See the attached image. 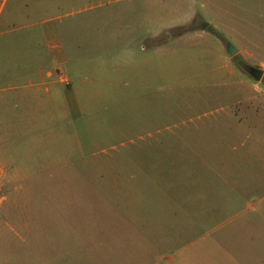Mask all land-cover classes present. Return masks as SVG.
I'll use <instances>...</instances> for the list:
<instances>
[{
  "label": "rangeland",
  "instance_id": "rangeland-1",
  "mask_svg": "<svg viewBox=\"0 0 264 264\" xmlns=\"http://www.w3.org/2000/svg\"><path fill=\"white\" fill-rule=\"evenodd\" d=\"M238 2L0 0V219L31 222L23 239L0 224V264H47L45 242L52 264L61 252L66 264H127L135 246L107 227L125 219L165 235L144 236L154 254L141 264L179 251L193 264H252L264 76L246 66L264 72V15ZM229 44L240 50L229 56ZM55 60L70 79L68 107L38 77ZM237 175L245 201L222 207ZM254 175L259 191L246 185ZM98 247L115 254L97 257Z\"/></svg>",
  "mask_w": 264,
  "mask_h": 264
},
{
  "label": "crops",
  "instance_id": "crops-1",
  "mask_svg": "<svg viewBox=\"0 0 264 264\" xmlns=\"http://www.w3.org/2000/svg\"><path fill=\"white\" fill-rule=\"evenodd\" d=\"M4 1V0H2ZM260 0H253V5H252V13L253 16H261L264 15V6L259 5ZM241 6V2L239 0L238 2V7ZM248 10H250V8H248ZM238 17L240 18V22L238 23V25L242 26V30H241V26L239 28H237L238 30V34L244 35V25H243V18H241V13L240 11L238 12ZM242 21V24H241ZM256 27V26H255ZM257 28V27H256ZM164 29V28H163ZM7 31L5 29H3V32ZM162 33L161 30H157L156 35H154V39H157L160 34ZM238 50H240L239 45L237 46ZM220 50V49H219ZM221 52V51H219ZM60 53V58H61V54L63 53V51H59L57 54ZM63 56V54H62ZM57 57V56H56ZM61 62H63V60H61ZM146 63V61H145ZM144 63V64H145ZM60 66V62L58 60H55L53 63V69H47L44 71V69L42 67H39V74L38 77L40 78V84H52L51 89L49 87L46 86V94L48 95H53V94H62V92H64L65 95V104L68 107L69 106V94L70 91L68 89V85H70V79L69 76L67 74L64 73L63 69L59 68ZM156 71H158L156 69ZM157 73V72H156ZM49 80V82H47ZM60 87V88H59ZM244 95V94H243ZM244 97V96H242ZM258 97V96H257ZM60 106H62V103L60 102ZM3 173V172H0ZM223 176V175H222ZM228 177V176H227ZM224 178H226L224 176ZM236 180L232 182L227 183L228 187L223 190V192L225 193V191L227 192H237V195L235 196V198L232 196L230 197L227 201L228 203H225L224 205H221L222 207H235V203L236 201H245V200H241L242 199V194H243V189L242 187L244 186L245 188V181L240 177V175H237ZM224 180V179H223ZM260 179L259 177H255V175L252 177V181L251 184L247 183V188L252 189L253 191H259V185H260ZM226 183V182H224ZM223 183V184H224ZM253 184V186H252ZM234 186L236 188H234ZM237 189V190H236ZM234 198V199H233ZM232 200V201H231ZM233 202V203H231ZM239 204V203H238ZM262 205H264V197L263 198H259L256 200V204H252L253 208H254V217L251 221L252 224V232L251 233H246V237H250V239L252 240V248H251V259H252V264H264V217L262 215L261 210L259 211V209L262 208ZM264 208V207H263ZM65 224L61 227V232H65V234H68L69 232V227L67 226L68 223V219H62ZM124 220V219H123ZM126 220V226H123V228H121L122 226L117 225V224H111V225H107L108 229L111 230L113 229V231L115 232L116 230H123L125 231V233L127 234V238H130L131 240H128L127 243H133L134 247V256L135 258L132 260H128L127 264H141V262L144 260L145 256L154 254L153 251H150V248H147V245H144L143 242V238L145 236L146 239H148L149 237H153L154 239H157L158 241H160L161 239H164L163 235V230L161 229V227L158 225V223L156 222L154 223H149L147 221H143L142 219H125ZM0 224H5L9 227L10 231H12L14 233V235L18 236L20 239H23V237L21 236L22 233H26L30 230V224L31 222H26L23 221L22 223H18V225L13 226L10 223V219H0ZM110 224V223H109ZM98 228V232L96 231V233H98V236H100V233H106V230L104 227L102 228L101 224H99L97 226ZM31 233V231H29ZM76 232H78V230H76ZM172 235H174V232L169 234V237H171ZM5 237V235L3 233L0 232V255L3 252L2 248L4 246V243H2L3 238ZM144 238V239H145ZM55 243L52 242H45V257H46V261L45 263L47 264H52V262H48L47 256H52L53 255V247L51 249V245H53ZM59 245L56 243V245L54 247H58ZM38 249V247L36 248ZM98 250H96L98 253L97 257H100V254L106 255L108 257H111L112 255H114L115 251L111 253V251H109L108 249L103 251L102 249H100L99 247L97 248ZM225 251V248H223ZM40 250V249H38ZM246 253L245 255H249L248 251L249 248L245 249ZM225 253L228 255L227 251H225ZM248 253V254H247ZM63 252H61V254H57L56 253V261H62L63 259ZM96 256V255H95ZM195 256V254H194ZM249 259V257H248ZM163 262L164 264H193L192 259L186 257L184 254H181V252L179 251V253L176 255L173 254H169L166 257H163ZM60 262V264H61ZM67 261H65L63 264H66Z\"/></svg>",
  "mask_w": 264,
  "mask_h": 264
},
{
  "label": "water",
  "instance_id": "water-1",
  "mask_svg": "<svg viewBox=\"0 0 264 264\" xmlns=\"http://www.w3.org/2000/svg\"><path fill=\"white\" fill-rule=\"evenodd\" d=\"M227 51H228L229 56H232L237 51V49L229 44L227 46ZM246 70L248 74L252 76L254 80H260L264 76V72L260 68L246 66Z\"/></svg>",
  "mask_w": 264,
  "mask_h": 264
}]
</instances>
